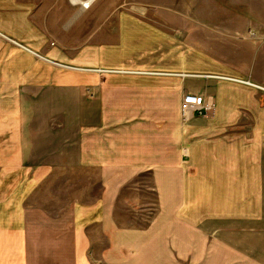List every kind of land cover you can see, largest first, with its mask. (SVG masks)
<instances>
[{"label": "crops", "instance_id": "crops-1", "mask_svg": "<svg viewBox=\"0 0 264 264\" xmlns=\"http://www.w3.org/2000/svg\"><path fill=\"white\" fill-rule=\"evenodd\" d=\"M22 1L0 0V264H264L260 229L254 257L226 236L227 220L244 217L243 181L234 197L222 191L227 172L237 176L243 161L242 142L227 138V129L257 103L222 97L227 87L195 79L175 89V71L100 63L94 55L71 61L61 52L67 31L59 13L52 28L51 2ZM69 91L76 94L74 138L64 130L68 110L49 108L53 92ZM185 94L212 98L216 113L184 122ZM40 121L48 129L37 128ZM262 132L258 121L256 139ZM253 151L252 212L260 221V141ZM144 172L152 174L159 214L146 231L120 229L119 192Z\"/></svg>", "mask_w": 264, "mask_h": 264}, {"label": "rangeland", "instance_id": "rangeland-1", "mask_svg": "<svg viewBox=\"0 0 264 264\" xmlns=\"http://www.w3.org/2000/svg\"><path fill=\"white\" fill-rule=\"evenodd\" d=\"M37 1L51 2L52 28L57 24L55 14L61 15L62 29L67 31V42L61 52L71 61L81 55L85 59L94 55L99 56L100 63L160 72L175 71L180 73L175 75V89L181 88L184 81L195 79L206 81L214 90L227 87L222 97L257 103L256 111L246 109L242 114L244 118L227 129V138L242 142L239 145L243 150V161L237 176L227 172L229 176L225 177L222 187V191L234 197L236 180L243 181L244 217L237 221L227 220L226 236L229 242L240 245L245 255L256 256L260 250L257 229H260L264 242V220L253 218L252 194L256 193L257 179L256 171L251 167V154L257 141L264 147V132L258 139L255 137L258 121L264 124V90L205 75L228 76L264 86V0H97L87 11H82L80 5L73 6L71 0L22 2L32 5ZM185 73L203 76H183ZM241 88L249 93L239 92ZM64 94L53 92L49 108L53 114L68 110L70 115L64 123V130L74 138L77 129L74 117L76 94L70 91ZM55 97L67 102H55ZM41 108L45 112L48 110L44 105ZM38 126L39 129H48L49 123L40 121ZM263 176L261 173L262 182ZM158 214L159 197L151 172L135 176L121 188L114 213L118 228L146 231ZM100 253L99 246L96 254ZM178 264L189 262L178 258Z\"/></svg>", "mask_w": 264, "mask_h": 264}, {"label": "built area", "instance_id": "built-area-1", "mask_svg": "<svg viewBox=\"0 0 264 264\" xmlns=\"http://www.w3.org/2000/svg\"><path fill=\"white\" fill-rule=\"evenodd\" d=\"M213 99L202 95L187 94L181 103V116L184 122L190 121L196 114L204 116L215 109Z\"/></svg>", "mask_w": 264, "mask_h": 264}, {"label": "bare ground", "instance_id": "bare-ground-1", "mask_svg": "<svg viewBox=\"0 0 264 264\" xmlns=\"http://www.w3.org/2000/svg\"><path fill=\"white\" fill-rule=\"evenodd\" d=\"M97 0H71V3L73 5H80L82 6V9L83 10H88L90 9L94 3L96 2Z\"/></svg>", "mask_w": 264, "mask_h": 264}]
</instances>
